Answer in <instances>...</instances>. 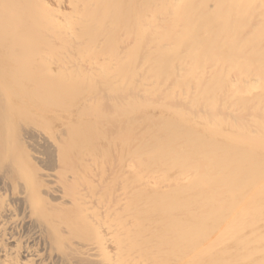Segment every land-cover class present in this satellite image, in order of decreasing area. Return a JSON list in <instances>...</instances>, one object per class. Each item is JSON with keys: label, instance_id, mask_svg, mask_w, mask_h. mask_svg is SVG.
Returning a JSON list of instances; mask_svg holds the SVG:
<instances>
[{"label": "bare ground", "instance_id": "6f19581e", "mask_svg": "<svg viewBox=\"0 0 264 264\" xmlns=\"http://www.w3.org/2000/svg\"><path fill=\"white\" fill-rule=\"evenodd\" d=\"M252 75L264 0H0V264H202L184 183L264 147Z\"/></svg>", "mask_w": 264, "mask_h": 264}, {"label": "rangeland", "instance_id": "374dc122", "mask_svg": "<svg viewBox=\"0 0 264 264\" xmlns=\"http://www.w3.org/2000/svg\"><path fill=\"white\" fill-rule=\"evenodd\" d=\"M117 7L119 10L115 11L116 16L119 11L123 12L125 9L123 5ZM194 34L198 40L202 38L207 40L210 37V32H202V25L197 27ZM238 47L243 48L240 44ZM234 66H238L236 61ZM201 68L202 65H198V69L202 70L203 74ZM252 76L255 78L252 87L257 93V99H263L264 92L257 87L263 80L260 79L255 85L256 75ZM217 94L214 93V99ZM253 119L255 124H264L257 116ZM160 120L163 121L161 126L164 129L169 128V125L172 127L178 121ZM199 122L202 123V120ZM180 133H186L184 128ZM197 136L198 142L201 143L200 149L204 136L202 138L200 134ZM190 141L194 142L195 139ZM195 144L196 142L190 146L192 150L197 149ZM240 151L242 158H235V152L232 156L224 155L220 161L210 157L209 161L202 165L206 168V172L202 171L199 183L196 184L195 181L184 183L185 191L192 196L195 194V198L192 197L187 201L185 221L186 230L193 235L194 242L200 244L202 241V251L205 254L202 256V264H207L210 258L224 249L228 254L219 264H264V147L252 144ZM162 157L168 160L171 156L165 150L162 155L151 153V164L160 162ZM177 158V155H174L173 160L176 161ZM160 166L159 169L151 167V180L155 179L157 183L173 181L176 176L175 166L168 168L163 164ZM201 191L202 200L198 198V193ZM242 192H245V195L240 197L239 194ZM172 210L158 217V220L178 216L174 210H177L180 216L181 209L177 205ZM201 216L202 220H199ZM234 244L242 246L241 250H234Z\"/></svg>", "mask_w": 264, "mask_h": 264}]
</instances>
